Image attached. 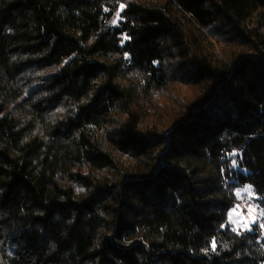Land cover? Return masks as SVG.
Segmentation results:
<instances>
[{"label":"trees","instance_id":"16d2710c","mask_svg":"<svg viewBox=\"0 0 264 264\" xmlns=\"http://www.w3.org/2000/svg\"><path fill=\"white\" fill-rule=\"evenodd\" d=\"M246 184L264 0H0V264H264Z\"/></svg>","mask_w":264,"mask_h":264},{"label":"rangeland","instance_id":"374dc122","mask_svg":"<svg viewBox=\"0 0 264 264\" xmlns=\"http://www.w3.org/2000/svg\"><path fill=\"white\" fill-rule=\"evenodd\" d=\"M118 19H119V16L117 15L111 20L110 24L115 25ZM246 186H251V185L246 184L244 186L238 187L235 190L234 195L236 198V202L228 210L227 223L238 231H251L254 229L256 225H259V227L264 232V228L261 227V225H263V221H261L263 217L262 212L259 214V217L257 219V217L254 215L252 211L253 210L252 207L250 210H246L238 203L239 200L246 199V200L251 201V203L254 204L253 198L257 196L252 191V187L250 189L251 195L249 194V192L244 191L243 189Z\"/></svg>","mask_w":264,"mask_h":264},{"label":"built area","instance_id":"2783aa9c","mask_svg":"<svg viewBox=\"0 0 264 264\" xmlns=\"http://www.w3.org/2000/svg\"><path fill=\"white\" fill-rule=\"evenodd\" d=\"M238 203L246 210H250L251 207L253 208V213L254 215L257 217H259V214L262 212V208L260 205L256 204V203H251V201L243 199V200H239Z\"/></svg>","mask_w":264,"mask_h":264},{"label":"snow or ice","instance_id":"6c2138e0","mask_svg":"<svg viewBox=\"0 0 264 264\" xmlns=\"http://www.w3.org/2000/svg\"><path fill=\"white\" fill-rule=\"evenodd\" d=\"M121 7H123V6H121ZM231 166L232 167L236 166V161L235 160L232 161V165ZM250 189H251V186H246L243 190L249 192V194L251 195V190ZM261 227L264 228V225H261Z\"/></svg>","mask_w":264,"mask_h":264}]
</instances>
